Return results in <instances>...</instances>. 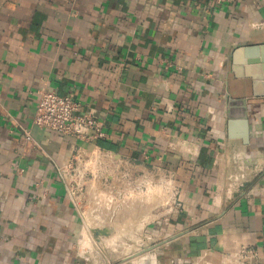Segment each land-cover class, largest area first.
I'll return each instance as SVG.
<instances>
[{
    "label": "crops",
    "instance_id": "1",
    "mask_svg": "<svg viewBox=\"0 0 264 264\" xmlns=\"http://www.w3.org/2000/svg\"><path fill=\"white\" fill-rule=\"evenodd\" d=\"M42 90L179 188L119 264H227L247 246L264 264V0H0V264H97L58 171L93 145L34 124Z\"/></svg>",
    "mask_w": 264,
    "mask_h": 264
},
{
    "label": "rangeland",
    "instance_id": "2",
    "mask_svg": "<svg viewBox=\"0 0 264 264\" xmlns=\"http://www.w3.org/2000/svg\"><path fill=\"white\" fill-rule=\"evenodd\" d=\"M97 156L104 157V155L102 153L100 154L98 150L91 153L89 160L87 158L80 159L76 156L72 157V167L68 173L69 179L72 180V187L75 189V200L81 213L80 225L78 228V239L79 241L82 239V242L85 244L86 252L91 255V258H93L97 264H113L114 262L119 264L124 261H137L138 256L142 254L139 252L143 250V248L139 246L142 237L145 235V233L150 234V227L153 230V227L157 221L169 215L167 213L170 211L172 198L170 196V192L166 191L167 187L163 183L164 180L169 179H167L168 177L162 175V173H157V171L152 167L147 165L141 166L140 164L136 165V163H133L132 161H130L132 165H128L127 167L120 165L116 168H113L112 165L111 167L109 166V163H107L105 166L101 164L103 167L99 172L100 175L97 176V170L99 167ZM114 160L119 159H115L114 157ZM140 167L150 170V172H152L154 175L151 176L146 169H141ZM110 169V174L115 175V177L108 178V181H104V179L102 180V177H105L109 174ZM112 169L114 170L112 171ZM82 170H85L83 174ZM126 173L131 174L132 178ZM143 173L146 175V177L144 176L145 178L152 177L155 183L159 182V184L163 186V189H159L157 194L164 197V202L157 203L155 208H152L151 213L153 216L141 226L134 225L135 223L133 221H129L130 224L128 225H121L123 223L121 221H125V213L118 211V214L116 212L112 216H109L111 219H113L110 220L106 225L92 229L93 224L91 220L98 219L99 215L93 213V209H95V207L93 206V201L91 199V188H89L88 185H90V187L91 185L96 186L95 182L98 180L99 186L103 187L102 189L106 190L107 192L111 190L113 192H118L123 187L120 184L121 181H114L115 178L117 180H122L123 177H126L127 181H129L131 184H136L137 180L143 175ZM83 175L86 178L85 182L80 180V177ZM97 177L99 179H97ZM143 189L146 190V187ZM106 202L107 201H104V203ZM119 225L120 228L122 226V230L117 229ZM203 261H205V259H201L200 261L198 260V264H206Z\"/></svg>",
    "mask_w": 264,
    "mask_h": 264
},
{
    "label": "built area",
    "instance_id": "3",
    "mask_svg": "<svg viewBox=\"0 0 264 264\" xmlns=\"http://www.w3.org/2000/svg\"><path fill=\"white\" fill-rule=\"evenodd\" d=\"M213 1L216 5H219L224 3L226 0ZM80 109L81 103L78 100L74 99L72 96L59 95L58 93L52 90H42L39 95V100L36 106L35 116L33 119L34 124L39 127L52 130L63 135H68L76 139L84 140L93 145V147L89 151H86L79 146L75 147L71 157L62 166L58 167L59 174L65 182L69 197L78 209L79 207L75 200V189L72 187V180H70L68 177L69 170L72 167V157L76 156L80 159L87 158L89 160L91 153L98 150L100 153L105 154L107 157L113 158L111 159L116 164L114 168L120 165L124 167L132 165L129 159L114 160V155L110 151L105 150L99 145H97V140L106 136V133L103 129V123L90 113H81ZM26 137L30 139V133H26ZM140 168L146 169L143 167ZM84 171L82 172V174L84 173ZM147 172L151 176L154 175L152 174V172H150V170H147ZM110 173L111 169L108 175L102 177V180L104 179V181H108V178H112V176H115ZM157 173H162V175L168 177L167 179L171 181V187L169 189H166V191L170 192V196L172 198V203L170 204V211L167 214L176 212L182 204L179 188L173 183L170 174L159 171H157ZM128 175L132 178L131 174ZM80 180L85 182V176H81ZM226 262L227 264H259L260 261L257 249L251 246H247L242 247L239 251L227 255Z\"/></svg>",
    "mask_w": 264,
    "mask_h": 264
},
{
    "label": "bare ground",
    "instance_id": "4",
    "mask_svg": "<svg viewBox=\"0 0 264 264\" xmlns=\"http://www.w3.org/2000/svg\"><path fill=\"white\" fill-rule=\"evenodd\" d=\"M103 155L104 157L97 156V162L99 165L97 170V176L100 175V170L107 163H109L110 166L112 165L113 168L116 165L115 162L112 160V157L111 159L110 157H106L105 154ZM101 164H103V166H101ZM144 176L146 177V175L140 176L136 184H131L129 181H127L126 177H123L122 180H117L115 178L114 181H121L120 184L123 187L118 192H113L112 190L107 192L106 190L102 189L103 187L99 186L98 180H96L95 182L96 186L91 185L90 187V185H88L89 188H91V199L93 201V206L96 209H93V213L99 215L98 219L91 220L93 224L92 229L106 225L110 220L113 219H111V217L109 216H112L116 212L118 214V211H122L125 213V221H121L123 222L121 225H128L130 224L129 221H133L135 223L134 225L141 226L144 225V223L147 222L153 216V214L151 213L152 208H155L157 203L164 202V197L157 194L159 189H163V186L160 185L159 182L155 183L152 177L145 178ZM97 179L99 178L97 177ZM163 183L167 187L166 189H169L171 187L170 180H164ZM145 187L146 190L143 189ZM104 201L107 202L104 203ZM121 228L119 225L117 229L122 230Z\"/></svg>",
    "mask_w": 264,
    "mask_h": 264
},
{
    "label": "water",
    "instance_id": "5",
    "mask_svg": "<svg viewBox=\"0 0 264 264\" xmlns=\"http://www.w3.org/2000/svg\"><path fill=\"white\" fill-rule=\"evenodd\" d=\"M242 121H240L239 123H241ZM236 123V121H233V124ZM243 125H244V128L246 129V121L243 120Z\"/></svg>",
    "mask_w": 264,
    "mask_h": 264
}]
</instances>
